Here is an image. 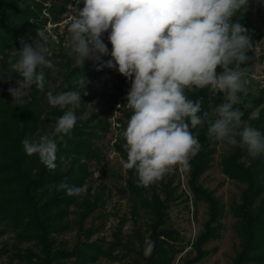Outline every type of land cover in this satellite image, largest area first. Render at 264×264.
Here are the masks:
<instances>
[{"label": "clouds", "instance_id": "obj_1", "mask_svg": "<svg viewBox=\"0 0 264 264\" xmlns=\"http://www.w3.org/2000/svg\"><path fill=\"white\" fill-rule=\"evenodd\" d=\"M248 3L249 0H83V8L68 26L70 36L64 46L82 67L89 58L99 59L97 53L108 52L101 37L110 30L112 59L104 66L117 69L131 82L126 105L132 115L122 132L127 153L123 166L135 171L139 185L147 188L174 167H187L190 157L202 147L191 129L206 122L209 138L246 147L251 155L264 153V134L247 125L244 111L235 107H252L243 99L248 95V72L242 66L250 60L247 52L252 50L253 42L240 21L233 20L237 13L246 11ZM47 41V35L38 28L31 44L21 38L19 58L9 60L7 79L13 73L21 77L18 87L8 89L19 107L26 102L24 97L32 85L44 89L43 69L55 70L47 58L51 55ZM218 67L222 73H217ZM4 78V73L0 74V79ZM204 88L223 93L224 102L201 115L203 98L192 100L185 92ZM46 97L51 106L61 109L78 107L81 101L77 91L54 94L50 90ZM253 115L259 118L258 112ZM76 120L71 109L65 111L57 118L53 132L22 141L26 154L37 155L48 169H54L58 140L70 137ZM58 190L69 196L81 191L67 178L60 182ZM154 246V242L148 243L144 255L149 256Z\"/></svg>", "mask_w": 264, "mask_h": 264}, {"label": "trees", "instance_id": "obj_2", "mask_svg": "<svg viewBox=\"0 0 264 264\" xmlns=\"http://www.w3.org/2000/svg\"><path fill=\"white\" fill-rule=\"evenodd\" d=\"M69 1L61 0L63 7H58L51 4L46 6L37 0H0V74L4 73L5 77L1 79L3 86L0 88V223L11 224L15 231L14 238L19 243L35 242L39 247L38 251L18 254L19 258L34 262L33 264H52L62 259L72 260V264H89L101 256L111 260L120 259L124 255L119 253L120 246L131 250L128 243L122 242L118 231L114 234V240L105 244L101 241L102 239L97 238L94 241L78 240L69 248L53 247L49 239L53 222L59 220L62 222V227L65 226L62 221L67 214L65 208L81 197V191L77 196H69L64 190H58V185L67 178L70 185L81 189L88 176V169L83 160L99 156L93 142L98 135L93 129H85V126L79 124L80 121L77 119L70 137L64 136L63 141L58 140L56 167L48 169L37 155L26 154L22 141L35 140L41 135L53 132L57 118L62 116L69 106L65 109L52 108L49 114L55 117L52 121L54 126L49 131L43 126L44 121L49 122V120L43 116L46 96L40 92V89L32 85L30 92L24 97L26 102L20 107L13 103V97L8 91L10 87L15 88L17 81L21 79L16 73L11 75V79H7L8 74L5 73L10 70L9 60L14 62L19 58V50L22 48L21 38L31 44L32 38L36 37L37 29L41 30L45 26L47 18L42 15V10L46 9L52 14L62 13ZM78 7L83 8V0ZM233 20L240 21L249 32L250 23L244 12L237 13ZM108 35L109 33L105 32L101 37L108 52L97 53L96 56L99 59L89 58L81 67L78 64L72 65L75 58L68 56L65 85L58 88L55 94L78 91L77 81L80 79H102L114 74L116 69L104 66L108 60L112 59V45L107 38ZM247 55L250 60L242 67H246L249 71L252 68V50L247 52ZM98 68L100 70H97ZM43 71L44 88H46L51 81L53 70L44 68ZM222 71V68H217L218 74ZM185 94L192 100L203 98L201 115L204 111H213L224 102L223 93H213L209 88L186 90ZM243 99L252 107L247 110L243 109L242 104L235 107H240L244 111L243 120L247 125L264 134V88L255 96L247 95ZM255 112L259 113V118L254 117ZM74 113L77 116L78 112ZM208 127L209 124L206 122L203 126L191 129L202 147L189 160L187 178V186L193 202L205 203L208 217L201 232L192 242V255L184 256L181 264H194L199 261L206 253L203 244L218 237L221 229L220 200L199 183L200 175L210 166L215 152L216 140L208 137ZM237 139L239 140V137ZM124 157L127 160V153ZM221 167L223 173L229 178L244 184L240 202L234 207V215L237 217L236 230L241 237V248L232 264H264V153L251 155L246 147L236 145L223 156ZM125 183L124 193L130 201L134 202L133 213L139 216L144 213L148 217L146 222L148 243L154 242L155 245L149 256L144 255L142 248L136 250V254L145 264H172L182 250L178 230L166 226L169 205L179 196L176 193L177 187H171V182L162 183L163 197H161L156 182L147 188L143 187L138 184L135 171L130 169L127 171ZM48 188H51V191H48ZM90 201L87 196L81 197L83 207L81 219L87 216L94 209L93 207H96L98 198ZM53 209L58 210L55 215H49L48 212ZM92 232V228L86 229L84 232L86 238Z\"/></svg>", "mask_w": 264, "mask_h": 264}, {"label": "rangeland", "instance_id": "obj_3", "mask_svg": "<svg viewBox=\"0 0 264 264\" xmlns=\"http://www.w3.org/2000/svg\"><path fill=\"white\" fill-rule=\"evenodd\" d=\"M37 1H41L46 6L51 4L63 7L61 0ZM81 2L82 0H70L64 6L65 10L62 13L52 14L46 9L42 10V15L47 19L41 30L48 37L47 47L51 52L47 58L55 64L51 81L46 88L40 91L45 96L50 90L55 94L58 88L65 85L64 77L68 69L69 55L64 45L70 36L68 26L72 19L78 15V6ZM244 14L250 23L249 34L253 42L257 36H262L264 31V3L261 0H249ZM75 64H77L76 61L72 65ZM120 78H122L121 81ZM2 86L3 82L0 79V88ZM77 87V92L81 94L80 104L77 109L76 106H69L68 110L78 112L76 117L80 121L79 124L84 125L85 129L96 131L98 137H95L93 142L99 153L98 158L83 160L88 169V176L81 187V197L87 196L91 200L90 202L98 198V203L87 216L81 219L83 207L81 206V197L78 198L76 202L65 208L67 214L62 218L65 226L62 227V222L59 220L53 222L49 239L56 249L72 247L78 240L85 239L94 241L99 238L105 244L108 241H113L114 234L118 231L122 242L128 243L131 250L120 246L118 247L119 253H124L120 259L111 260L101 256L89 264H145L136 254V250L142 248L145 252L148 243V231L146 230L148 217L144 213H141L140 216L134 214V202L130 201L124 193L128 169L123 166L126 162L124 157L126 151L123 148L126 141L122 137V132L126 129L132 115V111L126 105V96L130 90L131 82L116 69L114 74L102 79H80L77 81ZM263 88L264 86L259 87L247 80L249 97L255 96ZM30 90L31 88L27 92L29 93ZM52 108L53 106L48 103L47 97H45L43 116L49 122L47 121V123L45 120L43 126L49 131L54 126L52 121L55 117L49 114ZM232 148L233 145L226 141L216 140L210 166L199 177V183L219 198L222 205V216L219 236L203 244L206 253L194 264H232L241 248V237L236 230L237 217L234 215V207L240 202L244 184L229 178L223 173L221 167L223 156ZM243 160L246 161L245 158ZM188 172L189 165L187 167L177 166L156 182L161 197H163L161 184L166 182H171V187L176 186V193L179 195L169 205L166 219V226L176 228L181 239L182 250L177 254L172 264H181L184 256L192 255V242L201 232L208 217L206 204L193 202V197L187 186ZM48 191H51V188H48ZM41 201L43 202V200ZM57 210H50L48 214L55 215ZM88 228H92L93 232L86 238L84 232ZM14 234L15 231L11 224L0 223V264H33L34 262L19 258L18 254H23L26 251L36 252L39 247L34 241L19 243L14 238ZM15 243L19 244L15 245ZM52 264H72V260L62 259L54 261Z\"/></svg>", "mask_w": 264, "mask_h": 264}, {"label": "built area", "instance_id": "obj_4", "mask_svg": "<svg viewBox=\"0 0 264 264\" xmlns=\"http://www.w3.org/2000/svg\"><path fill=\"white\" fill-rule=\"evenodd\" d=\"M253 62L251 70L247 71V78L259 87L264 86V31L262 36L253 40Z\"/></svg>", "mask_w": 264, "mask_h": 264}]
</instances>
